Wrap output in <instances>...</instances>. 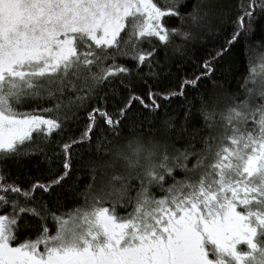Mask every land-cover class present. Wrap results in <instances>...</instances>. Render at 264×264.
Here are the masks:
<instances>
[{
	"label": "snow or ice",
	"instance_id": "snow-or-ice-1",
	"mask_svg": "<svg viewBox=\"0 0 264 264\" xmlns=\"http://www.w3.org/2000/svg\"><path fill=\"white\" fill-rule=\"evenodd\" d=\"M264 0H0V264H264Z\"/></svg>",
	"mask_w": 264,
	"mask_h": 264
},
{
	"label": "trees",
	"instance_id": "trees-1",
	"mask_svg": "<svg viewBox=\"0 0 264 264\" xmlns=\"http://www.w3.org/2000/svg\"><path fill=\"white\" fill-rule=\"evenodd\" d=\"M256 72L259 74L260 72H264V65H261V63L258 61L256 64Z\"/></svg>",
	"mask_w": 264,
	"mask_h": 264
}]
</instances>
